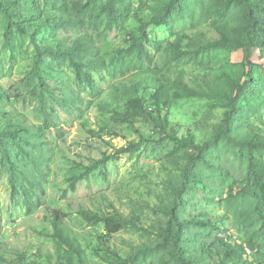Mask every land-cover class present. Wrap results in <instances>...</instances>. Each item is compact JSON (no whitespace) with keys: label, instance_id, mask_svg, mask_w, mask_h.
Returning <instances> with one entry per match:
<instances>
[{"label":"rangeland","instance_id":"obj_1","mask_svg":"<svg viewBox=\"0 0 264 264\" xmlns=\"http://www.w3.org/2000/svg\"><path fill=\"white\" fill-rule=\"evenodd\" d=\"M76 1L86 0H69L71 8ZM169 1L130 0L132 16L122 28L106 27L105 15L95 16L84 28H43L41 41L53 47L87 37L105 62L104 67L92 71L91 83H80L68 62L47 56L43 68L48 91L41 90L38 78L32 76L35 50L30 38L15 33L8 44L0 14V131L23 123L30 132L22 134L27 143L21 144L28 155L7 142L20 169L16 176L20 193L14 198L0 154V264H119L121 260H127L126 264H184L173 244L175 224L169 238L161 234L170 219L168 209L176 210L181 219L212 223L207 229H192V233H202L201 241H195L198 247L189 251L197 264L216 261V255L206 254L207 246H203L211 240L207 238L211 230L239 249L241 261L254 262L256 258L258 250L251 249L248 240L259 245L264 256L263 223L255 209L258 192L246 178L247 152L238 143L246 138L264 140V92L260 97H250V110L244 112L241 121L230 122L228 133L221 129L229 111V100L223 93L216 91L217 99L173 101L168 119L179 136L191 133L199 144L212 141L206 153L209 163L195 166L201 180L194 181L195 188L179 199L177 191L187 163L185 152L174 153L175 143L164 138L151 121L135 117L131 124L120 120L129 98L139 97L144 106L152 107L151 94L160 76L169 81V93L171 81L180 76L194 88L207 92L222 88L231 97L235 92L229 77L240 83L264 81V61L257 50L249 64L242 62V49H213L209 56L200 52L202 61L211 59L204 66L174 59V44L179 38L185 37L184 47L195 49L221 38L210 23L219 16L217 0H186L169 25H149L145 44L152 62L116 51L129 46L132 32L139 33V16L149 20ZM101 3H97V14ZM226 18L230 27L239 25V7L231 8ZM216 102L215 107L211 105ZM128 143L137 146L133 151L116 152ZM104 153L109 155L106 161L92 167ZM254 153L264 163V149ZM87 166L91 168L86 171ZM39 173L45 178L44 207L32 205L40 192L31 190L27 182ZM79 175L82 177L72 189L71 181ZM23 190L28 191L30 210ZM50 210L65 216L60 227L77 253L51 237ZM80 211L122 216L145 230L127 227L110 234L103 223L89 225Z\"/></svg>","mask_w":264,"mask_h":264},{"label":"trees","instance_id":"obj_2","mask_svg":"<svg viewBox=\"0 0 264 264\" xmlns=\"http://www.w3.org/2000/svg\"><path fill=\"white\" fill-rule=\"evenodd\" d=\"M185 1L170 0L149 20H145L139 16V33L135 34L132 32L129 38V46L117 48L116 51L123 56L137 54L141 61L148 60L152 62L153 58L145 44V40L148 38V26L169 25L172 15L178 9H183ZM217 1L220 7V10L217 12L219 16L211 18L210 23L220 33L221 38L218 41H209L206 44H200L197 49L195 47H184L183 40L185 37L179 38L174 44V59L176 61L185 59L196 65L204 66L206 63L209 65L211 59L202 61L199 57L200 52H206L207 56H209L211 55L210 51L213 49H225L229 51L242 49L244 52L242 62L244 64L250 63V58L253 56L254 50L259 52V57L264 61V0ZM98 2L99 0L76 1L72 4L71 8L69 0H0V14L3 15L5 20L4 35L7 43H12L13 35L18 33L28 36L33 44L35 57L31 73L32 76L38 78L41 90H49V84L46 81L43 68L47 56L52 57L55 61L68 62L74 68L76 78L80 83H91L92 71L105 66V62L101 61L98 48L87 37H78L71 45L59 44L55 47L41 41L39 37V32L43 28H52L54 31L68 25L84 28L95 16L102 18L103 15L107 17L106 27L109 29L122 28L132 16L133 8L130 0H102L100 13L97 14L95 13V9ZM234 6L239 7L241 19L239 25L230 27L229 20L226 17L229 10ZM158 79V86L151 94L152 107L147 108L144 106L143 100L139 97L129 98L126 102V112L121 115L120 120L128 121L131 124L134 122L133 118L135 117L151 121L154 126L164 133V138L170 139L175 143L174 153H179L180 151L185 152L187 163L182 169L183 179L177 191V199H179L183 198V195L187 191L195 188L196 182L201 180L196 174L195 166L199 162L209 163L206 158V153L212 141L209 140L199 144L196 142L195 136L191 133L184 137L179 136L177 129L171 126V122L168 119L169 109L173 101L176 99L201 97L217 99L215 97L216 91L223 93L229 100V111L227 112L225 122L221 126V129L224 133H228L230 122L234 123L236 120L241 121L244 117V112L250 110V97H260L262 95L264 92V81L258 82L257 84L251 81L240 83L238 80L229 77V82L233 87L232 90L235 92V95L231 97L229 96V91L227 90V92L222 88L214 91L211 90L212 92L194 88L187 84L180 76L171 81L173 88L172 92L169 93V81L162 76ZM217 102L211 105L215 107ZM29 133V130L23 123L16 125L10 124L6 130L0 131V154L9 172V183L13 198L16 194L20 193L16 178L20 169L9 151L7 142L10 140L14 145H17L21 154L28 155L21 144L22 142L27 143L26 136H22V134L28 135ZM238 143L246 148V158L248 161L246 178L258 192L255 209L263 223L262 226L264 229V163L254 153V151H262L264 149V140L246 138L241 141L239 140ZM136 146V143H128L127 146L117 149L116 152L121 154L133 151ZM108 156L104 153L103 157L92 163V167L103 164ZM90 168L87 166L85 170H90ZM81 177L82 175H79L72 179L70 184L72 189L74 188V183ZM44 180V175L39 173L36 178L27 181L31 190L36 189L40 192V196L32 204L34 207L45 206L43 202L45 192L42 186V181ZM22 194L30 210L31 202L28 191L23 190ZM49 213L53 221V233L51 237L56 239L57 243L68 248V250L77 253L69 238L62 233L60 227L65 216L58 210H50ZM79 214L89 225L103 223L105 230L110 234L119 232L127 227L145 230L136 222H130L122 216H103L97 213L93 214L90 211H80ZM167 214L170 219L168 225L161 228L162 236L166 238L170 237L172 224L174 223L176 232L175 238H173V244L176 256L184 264H197L192 257V253L190 254L189 251L198 247L195 245V241H201L202 237L200 235L202 233H192V229L196 227L207 229V226H210L212 223H206L202 220L197 221L194 218L181 219L176 213V210L173 209H168ZM214 232L215 230H211L208 233L211 237H207L211 240L203 243L204 247L207 246L204 249L206 254L216 255L214 256L216 261L213 264H264V256L260 253V246L254 241L248 240V246L253 250H258L254 262L241 261L239 249L230 245L225 238H220L218 233L215 234ZM127 262V260H121L119 264H126Z\"/></svg>","mask_w":264,"mask_h":264}]
</instances>
